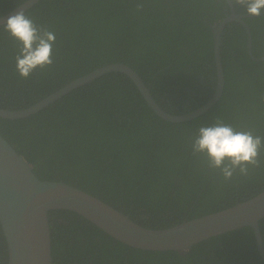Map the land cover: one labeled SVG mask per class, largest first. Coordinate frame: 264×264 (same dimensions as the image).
<instances>
[{
  "label": "trees",
  "instance_id": "1",
  "mask_svg": "<svg viewBox=\"0 0 264 264\" xmlns=\"http://www.w3.org/2000/svg\"><path fill=\"white\" fill-rule=\"evenodd\" d=\"M22 1L0 0V16ZM25 13L55 34L54 63L21 77L17 44L0 25L1 108L24 109L68 81L122 62L167 111L165 100L179 103L171 97L174 88L182 91L200 75L215 82L213 33L205 24L230 10L225 0H38ZM243 20L254 56H264V13ZM222 37V92L192 119L160 118L128 76L106 72L24 117H0V134L39 179L82 189L145 227H168L246 200L264 187V148L259 167L230 181L191 150L198 128L216 117L264 138V60L246 55L239 23H226ZM48 218L52 264H264L251 227L212 237L181 255L130 247L68 210H51ZM259 229L264 246V218ZM6 258L0 229V264Z\"/></svg>",
  "mask_w": 264,
  "mask_h": 264
},
{
  "label": "water",
  "instance_id": "2",
  "mask_svg": "<svg viewBox=\"0 0 264 264\" xmlns=\"http://www.w3.org/2000/svg\"><path fill=\"white\" fill-rule=\"evenodd\" d=\"M37 1H22L14 9L0 16V25L4 18L17 9L23 8L25 11ZM229 4L231 17L219 19L216 28L213 29L216 93L201 108L193 112L176 115L163 110L155 102L149 86L145 85L132 67L122 62H112L68 81L24 109L8 110L0 107V117H24L106 72H121L135 84L148 106L160 118L172 122L188 120L214 104L222 92L223 69L219 49L222 45L224 24L232 19L241 22L247 31L246 47L251 49L249 26L241 20V16L236 15L233 5L230 2ZM59 209L81 216L112 238L130 247L152 251L170 250L181 255L186 254L192 246L208 241L212 237L251 227L256 249L264 259V246L259 229V221L264 218V187L252 197L235 202L229 207L164 228L145 227L133 221L128 214L82 189L63 181L39 179L24 156L0 134V229L6 244V264H52L48 213Z\"/></svg>",
  "mask_w": 264,
  "mask_h": 264
},
{
  "label": "clouds",
  "instance_id": "3",
  "mask_svg": "<svg viewBox=\"0 0 264 264\" xmlns=\"http://www.w3.org/2000/svg\"><path fill=\"white\" fill-rule=\"evenodd\" d=\"M229 2L233 6L242 7L247 14L253 16H259L264 10V0ZM142 6L137 5L138 8ZM2 24L4 30L17 44L18 52L14 60L15 68L21 77L27 78L34 70L53 65L55 34L52 31L36 24L33 18L26 15L23 8L4 18ZM262 148L264 138L254 134L252 129L237 130L220 117H216L210 125L200 126L191 142L192 153L202 154L206 158L207 167L218 169L225 181H230L236 174L247 176L250 168L259 167Z\"/></svg>",
  "mask_w": 264,
  "mask_h": 264
},
{
  "label": "flooded vegetation",
  "instance_id": "4",
  "mask_svg": "<svg viewBox=\"0 0 264 264\" xmlns=\"http://www.w3.org/2000/svg\"><path fill=\"white\" fill-rule=\"evenodd\" d=\"M225 1L228 4V8L230 10L231 8H230L229 1H227V0H225ZM263 13L264 12L261 11V14L259 16L263 15ZM231 14L232 13L230 11V13L229 14H225L223 16V18H225V17L229 18V17H231ZM244 14H247V13H237L236 15L237 16L238 15L241 16V20L242 21H244L243 19L245 17H249V18L254 17V16H251L250 14H249L250 16H247V15H244ZM218 21H219V19H217L215 22H213L212 25H210V26L208 24H205V25L207 27H211L212 28V33H213V29L216 28L215 25L218 23ZM230 21L237 22V23H239L242 26L241 22L237 21L236 19H232ZM230 21H228V22H230ZM228 22H226V23H228ZM206 23H208V21ZM243 29L245 30V37H246L247 31H246V29L244 27H243ZM263 42L264 41H259V46H262ZM257 46H258V43H257ZM245 51H246V55H248L252 60H254L256 62H260V61L264 60V56H262L260 58H258L257 56H254L252 49H247L246 43H245ZM262 53H264V47L262 49ZM249 69H250L249 67L245 68L246 71L249 70ZM214 72H215L214 76H211V80H212L213 77L215 78V82L214 83L206 80L203 75H200V76H198L196 78H192L190 80L192 82L191 86H187V87L184 86L182 91H179L178 88H174V91H172L171 97L177 99L179 101V103L176 102L174 104H170L168 102V100H165V102L167 103V105L169 107L167 111L171 112V113H174L175 111L179 110L180 108H183L182 111L179 112V113H187V112H193L194 110H197V109L201 108L202 105H204L206 102H208L212 98V96L216 93L217 77L215 76L216 75L215 66H214ZM208 87L212 88V91L209 94L210 96L208 94H206V89ZM206 96H209V97L207 98ZM206 110H204V111H206ZM204 111H202L201 113H203ZM201 113H199V114H201ZM1 131H4V130H1Z\"/></svg>",
  "mask_w": 264,
  "mask_h": 264
}]
</instances>
